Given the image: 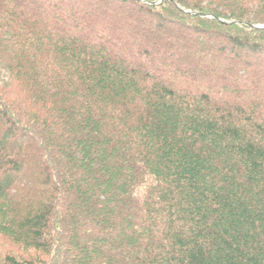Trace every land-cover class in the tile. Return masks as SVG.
<instances>
[{"label": "trees", "instance_id": "1", "mask_svg": "<svg viewBox=\"0 0 264 264\" xmlns=\"http://www.w3.org/2000/svg\"><path fill=\"white\" fill-rule=\"evenodd\" d=\"M0 264H264V0H0Z\"/></svg>", "mask_w": 264, "mask_h": 264}, {"label": "rangeland", "instance_id": "2", "mask_svg": "<svg viewBox=\"0 0 264 264\" xmlns=\"http://www.w3.org/2000/svg\"><path fill=\"white\" fill-rule=\"evenodd\" d=\"M4 59H6L5 57H2V58H0V60H4ZM1 246V245H0Z\"/></svg>", "mask_w": 264, "mask_h": 264}]
</instances>
